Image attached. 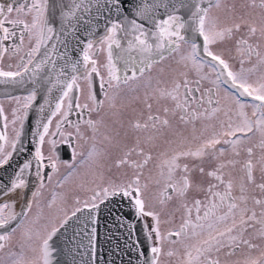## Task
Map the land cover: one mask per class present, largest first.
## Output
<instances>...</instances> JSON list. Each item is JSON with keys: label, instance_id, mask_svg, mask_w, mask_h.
Listing matches in <instances>:
<instances>
[{"label": "snow or ice", "instance_id": "obj_1", "mask_svg": "<svg viewBox=\"0 0 264 264\" xmlns=\"http://www.w3.org/2000/svg\"><path fill=\"white\" fill-rule=\"evenodd\" d=\"M245 7L249 11L238 13L235 5L227 7L225 0H71L70 4L0 0V78L6 83L32 85L23 97V115L13 110L12 123L18 120L20 124L14 128V137L9 141L6 131H0V169L12 163L14 154L27 152L23 137L28 110L38 94L45 93L38 107L41 118L32 132L34 151L28 152L29 158L13 169L8 183L0 188V196L21 193L14 200L0 201V264H53L54 238L73 218L81 227L72 239L79 237L78 248L86 249L83 255L89 257L83 264H98L100 212L114 200H126L130 209V214L116 213L111 228L105 225V243L112 245L109 251L121 264L124 256L127 264H132L133 255L142 259V264H161L163 255L176 254L171 249L166 252V244L178 242L183 247L182 264H221L219 254L225 249V255L231 256L241 245L258 247L247 237L255 232L264 240V0H248ZM85 16L87 21L82 20ZM92 19L98 22L95 31ZM101 19L103 34L97 36ZM217 46L222 49L214 51ZM101 52L105 53L103 64L94 58ZM70 53L77 55L70 58ZM6 56L18 57L16 70H4ZM174 56L179 57L177 64L184 70L167 76L161 70L154 81V66ZM210 74L215 76L212 85L226 86L232 101L221 131L198 143L196 137L165 141L175 146L154 157L156 141L172 127L173 119L194 126L198 119L221 111L220 99H214L216 89L203 83ZM97 78L103 99L95 88ZM141 84L147 115L141 111L130 121V128L152 134L146 138L136 135L131 145L126 142L127 134L122 140L119 133L104 135L98 142L100 129L106 127L102 113L107 109L115 115L121 95ZM54 89L58 95L53 101ZM14 99L19 102L20 97ZM153 103L162 105L163 115L153 112ZM74 112L75 121L70 119ZM65 126L71 131H65ZM73 136L79 141L91 140L86 152L77 151ZM254 136H259L261 151L259 183L255 146L248 144ZM46 140L48 155L44 152ZM63 145L70 149L67 159L60 153ZM113 151L118 153L114 159ZM242 153L247 157L243 161L239 159ZM105 159H113V166L124 171L106 178ZM153 161L155 174L150 171L145 177V169ZM77 163L94 167L99 182L86 190L84 199L75 198L70 213L64 211L57 220L41 223L43 213L33 214L34 203L39 208L42 190L61 168L66 175L58 184L73 175ZM237 165L242 175L234 174ZM150 185L155 189L151 194ZM29 188L34 190L31 198H26ZM250 188L258 189L260 196ZM56 202L53 195L48 207ZM170 204L175 205L172 212L167 210ZM84 212L82 218L77 215ZM177 212L181 213L178 224L174 222ZM162 216L168 218L162 220ZM133 217L142 223L139 231ZM162 224L173 227L162 231ZM245 264L259 261L247 260Z\"/></svg>", "mask_w": 264, "mask_h": 264}, {"label": "rangeland", "instance_id": "obj_2", "mask_svg": "<svg viewBox=\"0 0 264 264\" xmlns=\"http://www.w3.org/2000/svg\"><path fill=\"white\" fill-rule=\"evenodd\" d=\"M10 2H12V0H9L8 3H10ZM225 2H226L227 7H231L232 5H235L238 13L249 11V9H247L245 7V5L248 3V0H225ZM257 2H259V0H257ZM213 11L216 12V10H213ZM259 11H260L259 9H256L257 15L259 14ZM219 14L221 16L224 15L223 11H221ZM26 43H27V38H26ZM6 59H7V56H6ZM17 59H18V57H17ZM5 64H8V61H5ZM4 67L6 68V71H8L7 66L4 65ZM154 68L157 69V65H155ZM14 70L15 69H13V71ZM159 70H157V71H159ZM133 88L141 89V88H145V87L141 84V85H133ZM12 95L14 96V93H12ZM157 106H158V104L153 103V109L152 110H153V112H157L158 114H161V112L159 111V108ZM21 109H22V106H21L20 110ZM215 117H216V120H214ZM94 118H96V117H94ZM227 120L228 119L226 118L225 115L223 116V115H219L216 113L214 116H205V117L197 120V122L198 121H200L199 123L203 122L204 124L201 127L206 128V129H211L212 131H215V133H217V132L221 131V122L226 123ZM199 123H197V124H199ZM173 126L174 125H172V127ZM101 129L102 130L106 129V127H102ZM173 129L175 130V127ZM167 131L168 130L164 131V135H166ZM130 132H133V133H130ZM179 133H180L179 138H177L176 140L170 139L169 141H178L180 138H183V137L188 138L190 136L188 133L185 134L183 130H179ZM123 134H127V139L130 138L131 142H133V139H134L133 136L134 135H140L142 138H146L147 136H149L152 133L147 132V131L136 133L130 128L129 132L127 130V131L123 132ZM172 136L177 137L178 134L175 133ZM193 137L197 138L196 143H198L202 139V138L201 139L198 138L199 135H194ZM255 137L256 136L252 137L251 141L248 142V144L250 146L256 147L257 143L255 142V139H254ZM77 141H79V140H77ZM99 141H102V140H99ZM162 143H163V139H159L158 142H156V145H157V147H159V149L153 150L154 157L157 155L158 152L162 151V147H163ZM47 145L45 144L44 146L46 147ZM174 146H175V144H169V146H168V143H166L164 149L166 150V149H168L170 147H174ZM145 147L147 150V145H145ZM44 152L49 153L48 148H45ZM117 155H118V153L114 152L112 154L113 159ZM133 158L139 159V157H135V156H133ZM113 159H105V161H104V169L103 170H104V174H105L106 178H108V177L115 178L120 174V172L124 171L123 169L117 170L113 166ZM154 162L155 161L150 162L148 167L145 169V177H147L149 175L150 171L152 172L153 175L155 174V169L153 167ZM89 168H91V167L87 166L86 163L84 165H80L79 163H77L76 171L73 173V175L70 176L67 180H64L62 184H58L57 188L54 187L53 190L49 194L46 195L47 197H49V196L52 197L56 193L57 202L52 208H49L47 206V203H45V202H44V204H42V201H45V196H43L44 195V193H43L44 189L42 190V194L38 198V200L41 201L39 204V208H37L35 203L33 205V214H35L37 211H42V213H43V219H42L41 223H45L46 220L49 219L50 215L54 218L53 221H55L60 216L63 215L64 211H68L70 213V211H71L70 205L75 200L74 199L75 195H77L81 198H84L85 197L84 193L86 192V190L95 186L94 181L96 183L99 182L97 177L94 175V173L96 171L95 168L93 167V170H91V171H89ZM258 169H259V167H258ZM65 175H66V170L64 168H61L59 174L57 175L58 181L63 180V177ZM255 175H256V177H258L260 179V175H261L260 170L258 172H256ZM154 191H155V189L153 188V186H150L149 190H148L149 194L153 193ZM256 191H258V189H251L250 188V192L255 193ZM82 195H84V196H82ZM170 206H173V208H175L174 204H170L167 208L168 211H171L172 207H170ZM249 207H252L251 201L249 202ZM157 210H159V205H157ZM256 211H257V213H259V211H260L258 206L256 207ZM175 215H179V212L175 213ZM257 241L259 242L258 248H257V249H259V251L257 253H255V252L253 253L252 251L248 250V253L246 252L244 255V259L241 258L240 262L242 264H245V261L252 260V259L258 260L259 264H264V256L261 255V253L264 252V240H261L259 238V240H257ZM85 256H86V258H88L87 255H85ZM169 258L170 257L166 254L164 256H162L161 257V264H168V262L170 261Z\"/></svg>", "mask_w": 264, "mask_h": 264}, {"label": "bare ground", "instance_id": "obj_3", "mask_svg": "<svg viewBox=\"0 0 264 264\" xmlns=\"http://www.w3.org/2000/svg\"><path fill=\"white\" fill-rule=\"evenodd\" d=\"M8 2H9V0L6 1V3H8ZM102 34H103V32L97 34V36L102 35ZM221 49H222V46H217L216 47V51H220ZM103 56H105V53L101 52L98 55L94 56V58L96 59L97 57H103ZM228 57H229V54H228ZM173 59H174V63L176 65H178L177 64V60L179 58H177V56H174ZM17 60H18L17 57H15V58L7 57V59L5 57L4 58V61H3V65H2L3 68H4V70H6V68L4 67V65L7 66L8 70H13V69L16 70ZM5 61H8V64H5ZM104 62H105V60L101 61L100 63L103 64ZM9 65H11V67H9ZM157 70H159V69L153 68V70L151 72V75L153 76L154 81H155L156 78H158V75L161 73V70L163 71V74L166 76L165 67L164 66L161 67L159 71H157ZM254 79H255V77H254ZM31 87L27 91L14 93V95L15 94L16 95L18 94L17 96H13L12 94L0 95V107H1V104L3 105V107H2L3 108V116H0V129H1V131H6V133L8 135V138H9V141H11V139L15 135L14 128H19V126H20L19 123L17 125H13V123H12L13 120H11V119L13 117V110L14 109L19 110L20 106L25 103L23 97H25L28 94V92L31 90ZM82 87H84V86L82 85ZM95 88H96L97 94L100 96L101 99H103V95H102V93H101V91L99 89V79L98 78L96 79ZM225 89H226V86L223 85L221 87V93L220 94H225L226 95ZM86 92H87V89L85 87V95H86ZM143 92H145V88L137 89L135 91L126 90L121 95V97L118 99V101H117V110H116V114L115 115H113V113L111 111H108L107 109H105V111H104V113H102V115L104 116L105 124L107 126H106V129H103V130L100 129V132H99V134L97 136V141L98 142H99V140H103V136L104 135H113L114 136L116 133H119L120 134V137L122 138V140L124 139L125 134H123V132H125V131H127V130L130 129V121L134 120L137 117V115H136V114H138L137 111L138 112L146 111L143 108V98H144V93ZM3 96L20 97V100H19V102H17L16 99H14L12 101H8V102H3V100L1 99ZM137 97H139L138 100L136 99ZM247 99L250 100V98H247ZM83 102H85L84 96H81V103H83ZM231 105H232V101H230V103L228 104V108L231 107ZM222 106L225 107L224 108L225 109L224 113L227 112L228 108L225 105H222ZM248 111L250 112L251 109L249 108ZM22 115H23V109H22L21 112L19 111L18 116H22ZM86 115L87 114L85 113V116ZM4 117H6L7 119L5 120ZM70 119H72L73 121H75L77 119V116H76V113L75 112L72 114V116L70 117ZM54 123H55V121H54ZM54 123H53V130H54ZM5 124H7V128L6 129L4 127ZM2 126H3V128H1ZM191 127H193V124H191ZM64 130L65 131H71V128H69L68 126H65V129ZM89 133H88V135H89ZM176 133H178V136L180 135L179 131H177ZM135 136L136 135H134L133 138ZM56 139L59 141L60 140V137H56ZM126 141H127L128 144L129 143L132 144L130 138H128ZM46 144H48L47 143V140H46ZM72 144L78 146L77 147V151H85L86 152L87 149L89 148L90 144H91V141H89V142L88 141L87 142H85V141H77L76 138H75V136H73V138H72ZM101 146H106V145H101ZM6 147H9V146L6 145ZM34 148H33V151H34ZM9 150H10V148H9ZM69 152H70V149L68 148L67 145H63L60 148V153H61V156H62L63 159H67L68 158ZM114 152L115 151H113V153ZM86 165L87 166H90L88 163H86ZM90 167L91 168H89V171L93 170V167L92 166H90ZM33 190L34 189H32L31 192ZM31 192H30L28 198H31ZM20 195H21L20 192H17L15 195H12V194L3 195V196H0V201H4V200H9V201L10 200H14V199L17 198V196H20ZM55 195H56V193H55ZM84 195H86V192L84 193ZM84 195H82V196H84ZM76 197H77V195H75L74 199ZM81 199H84V198H81ZM74 201L70 205L71 210L76 206L74 204ZM42 204H44V201H42ZM17 206H18V204H17ZM47 206H48V203H47ZM77 215L80 216V214H77ZM100 217H101L100 221H102L103 219H105L103 209H101ZM53 220H54V218L50 215L49 219L46 220V222L53 221ZM70 222L73 224V228H72V236H73L74 235V232H79L80 231V227L81 226L77 224L75 218H73V220H71ZM104 225H106V221L105 220L103 222V226ZM104 232H105V230L100 231L99 233H104ZM101 237L102 236L100 235L101 247L99 248V253H98L99 254V257H103L104 255H108L109 254V248H108V246H106V245H104L102 243L103 242V238L101 239ZM77 238L79 239V237H77ZM70 242L72 243L73 242V239L70 240ZM71 243H70V248L73 249ZM77 253H80V251H77ZM114 257L115 256L112 255L111 258H114ZM73 260H75V258H73ZM87 261H89V257L86 259V261H83V258L80 257V262L82 264H83V262H87ZM104 261H105L104 259L103 260H100V261H98V264H100V263H102ZM105 264H110V263H105Z\"/></svg>", "mask_w": 264, "mask_h": 264}, {"label": "water", "instance_id": "obj_4", "mask_svg": "<svg viewBox=\"0 0 264 264\" xmlns=\"http://www.w3.org/2000/svg\"><path fill=\"white\" fill-rule=\"evenodd\" d=\"M63 2L64 4H70L71 0H56V3L59 4ZM92 17L96 16V12H95V8H93L92 11ZM82 20L87 21L88 17H82ZM90 25L92 27V30L95 31L97 26H98V22L95 19H92L90 21ZM99 27L101 29L100 32H97V34L102 33V29H103V20L101 19L99 21ZM82 32H83V26H82ZM83 38V35H82ZM62 51V49H61ZM77 54H72L70 53V58H75ZM70 71V69H69ZM31 83H25L23 85L21 84H17V83H13V82H3V78H0V95H6V94H12V93H18V92H24L27 91L30 87H31ZM45 93L44 92H40L38 94L37 100L35 102H33V106L28 110V118L25 121V127H24V137H23V143L25 148L27 149V152H22V153H18V154H14L13 155V160L12 163L9 166H6L2 169H0V181L3 182V184H0V188L3 187V185H6L9 181V178L13 172V169H15L17 167V165L22 162L25 159H28V152L33 151V148L35 147V142H34V138L32 137V132L36 131V122L38 119L41 118V114L38 112V107L39 104L44 102V97ZM58 95L57 91L54 89L52 94H51V98L55 99V97ZM47 111H45L44 116H47ZM21 159V160H20ZM32 188H29V190L27 191V193H24V196L26 198L29 197V194L31 192ZM103 211H104V216L105 219H103L102 221H100V226L98 231H103L105 230L104 233H100V235L102 236L101 239L103 238V244L108 246L109 250L111 249L112 245H109L107 243H105V235H106V228L105 225L103 226V222L104 220L106 221V225L108 226V228L112 227V219L113 216L120 212V213H125V214H130V209L129 206L127 204V201H121L119 203H117L116 200H114L112 202V204L107 205V207L102 206ZM108 209H112L111 212L108 211ZM17 211L20 210V206L18 204ZM80 214L81 217L85 216L87 213H78ZM133 222L136 223V228L139 231L141 229V225L142 223L140 222H136V218L133 217ZM69 227L67 229H61L60 233L57 234V236L54 238V246H55V252L53 253L52 256V261L53 264H82L80 262V257L83 258V261H86V256L83 255L84 251H86V249H81L78 248V244L80 242V239L76 238L75 240H73V242L71 243L70 240H72V228H73V224L71 222H69ZM145 234H146V229H145ZM144 235L141 236V239H144ZM73 247V249L70 248V243ZM84 243L86 244V240L84 241ZM150 243V242H149ZM77 251H80V253H77ZM148 253H146L147 255ZM123 255V254H121ZM112 254L109 251L108 255H104L103 257H100V260H105L104 262L100 263V264H105V263H110L112 264V261L115 260L116 264H121V260L119 257L115 256L114 258H111ZM73 258H75V260H73ZM99 260V261H100ZM128 261V257L124 256L123 258V264H127ZM132 264H142V259L141 260H137L136 256L133 255L132 256Z\"/></svg>", "mask_w": 264, "mask_h": 264}, {"label": "flooded vegetation", "instance_id": "obj_5", "mask_svg": "<svg viewBox=\"0 0 264 264\" xmlns=\"http://www.w3.org/2000/svg\"><path fill=\"white\" fill-rule=\"evenodd\" d=\"M6 1H8V0H2V2H4V3H6ZM257 3H259V2H257ZM214 51H216V48H214ZM177 58H179V57L177 56ZM225 58H228V53H225ZM96 59L99 62H101V61L105 60V56H103V57H97ZM163 66L165 67L166 76L169 75L170 73H172L173 71H183L184 70L180 65H176L174 63L173 57L167 58L161 64H157V69H160ZM246 67H247V65H246ZM204 71L207 72L209 70L207 68H205ZM146 75H147V73H146ZM192 76H194V73L192 75H190V78H192ZM214 79H215L214 74H210L209 79L207 81H204L203 83H204V86H211V87H214L216 89L217 95H216V97H214V99H216V98L220 99V101H221V105L220 106L222 107L221 108V111H219L217 114L224 116L225 115V113H224V111H225L224 108L225 107L222 106V105H225L228 108V104L230 103L231 99L228 98L225 94H220L221 93V87L223 86L222 84L218 88H216L215 85H212L211 81L214 80ZM253 79H254V77H253ZM17 95L15 94L14 96H17ZM1 99L3 100V102H8V101L14 100V97L3 96ZM248 102L251 103V100H248ZM21 106H23V104ZM21 106H20V108H21ZM1 107H3L2 104H1ZM157 107L159 108V111L161 112L160 115H163V113H162V105H159L158 104ZM20 108L16 112V115L19 114V111L20 112L22 111L23 107H22L21 110H20ZM137 113L138 114H136V115L138 116V115H140L141 112H138L137 111ZM144 114L146 116L147 115V111H144ZM226 117L228 118V116H226ZM13 118L14 117H12L11 120H13ZM214 120H216V117H215ZM199 122L200 121H198V122L196 121L195 124H194V126L191 127V123H189V124H182L178 120L173 119L172 120V125H174V126L171 127L170 129H166V130H168L166 132V135L163 134L161 136V138H160V139H163L162 151L165 150L164 149V147L166 145L165 141H169L170 139L176 140L177 138H179V136H177V137H173L172 136V135H174L179 130H183L185 134L188 133L190 135L188 137L189 140H191L192 139L191 137H193L194 135H199L198 138H200V139L201 138L202 139H205V138L212 137L213 134L215 133V131H212L211 129H206V128L201 127L204 123L203 122L199 123ZM18 123H19V121L17 120V122H16L15 125H17ZM197 123H199V124H197ZM174 127H175V130L173 129ZM1 128H3V126ZM0 131H1V129H0ZM129 131H130V129L128 130V132ZM131 133H133V132H131ZM176 134H178V133H176ZM90 135H91V133H89V136ZM163 136H165V137H163ZM254 139H255V142L258 145V143H259V136H256ZM158 140L156 142H158ZM88 142H89V140H88ZM45 144H46V142H45ZM257 145H256V147H254V157H253L254 163L256 164L255 174H256V172H258L260 170L259 158L261 156V151H260V149H259V147ZM168 146H169V144H168ZM49 147H50L49 145H47L46 147L44 146V149L45 148H48V150H49ZM157 149H159V147L156 146V148H154L153 150H157ZM48 154L49 153L45 152V155H48ZM239 159L241 161H243L244 159H247V157L242 153L241 154V157H239ZM258 167H259V169H258ZM48 171H50V169ZM234 174H236L237 176L242 175V172L240 171V166L239 165H237V168L234 170ZM57 175H55L54 178H53V181L51 183H48L46 185V187L44 188V191H43L44 195L43 196H45V201H44L45 203H48V201L52 198L50 196L47 197L46 195L49 194L53 190L54 187H56V188L58 187V183H57L58 178H57ZM257 180H258L257 182L259 183L260 182V179L258 177H257ZM150 186H152V185H150ZM255 194L259 197L260 196L259 190L256 191ZM40 202L41 201H39V204H40ZM170 207H172V208H171V211H169V212H172L174 210V208H173V206H170ZM180 216H181V213H179V215H175L174 216V222L176 224H178L180 222ZM167 218H168L167 216H162V220H165ZM149 224H151V220H149ZM258 226L259 225H257V227ZM172 227H173L172 224H162V231H167L168 229H170ZM247 238L251 239V242L252 243L258 245L259 242L257 240H259V236L256 233L250 232L248 234V237ZM191 242L192 243H195V241H191ZM257 248L258 247L253 248V249H249L248 247H246L244 245H241L240 248L237 251H235L231 256H226L225 255V253L227 252V249H225L224 251H222L219 254V258L221 260V264H226V262H227V264H236V262H239V264H242L240 261H241V258L244 259L245 253L246 252L248 253V250L249 251H252L253 253L254 252L257 253L259 251V249H257ZM169 249L173 250L176 254L173 255V256H169L170 257L169 258L170 261L168 262V264H182V261H183V247H182V245L179 242L177 244H175V245L166 244L165 251L167 252V250H169Z\"/></svg>", "mask_w": 264, "mask_h": 264}]
</instances>
